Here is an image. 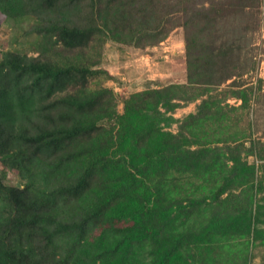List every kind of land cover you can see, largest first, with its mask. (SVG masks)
I'll use <instances>...</instances> for the list:
<instances>
[{"label":"trees","instance_id":"obj_1","mask_svg":"<svg viewBox=\"0 0 264 264\" xmlns=\"http://www.w3.org/2000/svg\"><path fill=\"white\" fill-rule=\"evenodd\" d=\"M259 2L0 0L40 38L0 57V264H250L264 140L239 127L254 91L218 90L235 74H220L232 50L215 43L219 21ZM176 29L185 83L145 86L117 113L103 44L144 50Z\"/></svg>","mask_w":264,"mask_h":264},{"label":"rangeland","instance_id":"obj_2","mask_svg":"<svg viewBox=\"0 0 264 264\" xmlns=\"http://www.w3.org/2000/svg\"><path fill=\"white\" fill-rule=\"evenodd\" d=\"M28 26L27 21L16 24L0 13V57L3 52L11 50L28 51L29 55L32 53L31 46L38 45L40 38L25 31ZM216 28L215 45L232 50V62H224L219 67V72L224 75L227 70H232L235 74L221 84L218 90H224L234 82L235 85H242L254 91L250 108L237 112L242 113L239 127L246 129L252 138L264 140V0H260L256 7L246 8L240 13L224 18L218 22ZM153 47L138 50L127 46L120 47L110 41L103 44L100 67L115 78L105 81L104 85L115 90L117 113H121L122 98L145 86L160 87L169 83H185L182 30H174L164 41ZM152 68L155 72L160 71L156 72L155 78L150 77L154 75L151 73ZM160 73L164 74L159 76ZM219 97H224V93H220ZM227 102L234 106L239 104L238 100L229 96ZM197 104L198 101H195L188 109H176L173 117L176 120L183 119L189 112L195 111ZM176 128V124H172L169 130L176 132ZM7 178L8 184L20 185L15 171L8 173ZM8 215L6 208H0V216ZM252 255L250 264H264V248H254Z\"/></svg>","mask_w":264,"mask_h":264},{"label":"crops","instance_id":"obj_3","mask_svg":"<svg viewBox=\"0 0 264 264\" xmlns=\"http://www.w3.org/2000/svg\"><path fill=\"white\" fill-rule=\"evenodd\" d=\"M153 48H154V47H153ZM135 69H136V68H134V71H136ZM152 70H153V71H152ZM129 71H131V70H129ZM156 72H160V71L157 70ZM156 72H155V69L152 68V69H151V73H154V75H153V76H150V77H154V76L157 74ZM163 74H164V73H160L159 76H162ZM150 77H149L147 80H149ZM154 78H155V77H154ZM150 81H151V80H150ZM196 101H198V103H199V100H196ZM192 103H193V102H192ZM192 103H189L190 105L187 104V106L184 105L183 107H180V108L188 109V108L191 106ZM195 111H196V109H195ZM195 111L189 112L188 114H190V113H194ZM188 114H187V115H188Z\"/></svg>","mask_w":264,"mask_h":264}]
</instances>
